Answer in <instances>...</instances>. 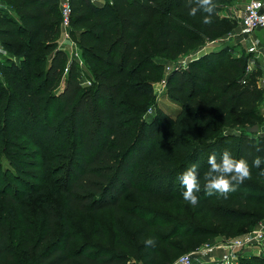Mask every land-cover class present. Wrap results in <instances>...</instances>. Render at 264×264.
Masks as SVG:
<instances>
[{
	"label": "trees",
	"instance_id": "1",
	"mask_svg": "<svg viewBox=\"0 0 264 264\" xmlns=\"http://www.w3.org/2000/svg\"><path fill=\"white\" fill-rule=\"evenodd\" d=\"M12 1L14 14L0 7L3 49L18 56L2 68L7 81L0 88V264H160L161 245L168 248L186 225L171 229L147 217H164L176 202L213 223H244L240 233L263 218L264 163L228 199L203 189L213 153L219 160L228 150L250 165L264 159V92L248 55L233 56L221 44L199 51L186 68L172 65L162 78L178 109L151 108L147 115L139 105L164 61L230 29L220 16L229 0H214L211 24L202 22L205 13L188 15L186 0H70L77 57L58 45L60 0ZM255 124L259 132L249 133ZM3 155L16 174L5 170ZM193 163L201 181L195 207L184 201L178 180ZM126 194L132 207L121 205ZM100 211H112L133 241L121 239L106 253L72 251L70 220ZM149 238L155 246L144 244ZM238 264H264V255Z\"/></svg>",
	"mask_w": 264,
	"mask_h": 264
},
{
	"label": "rangeland",
	"instance_id": "2",
	"mask_svg": "<svg viewBox=\"0 0 264 264\" xmlns=\"http://www.w3.org/2000/svg\"><path fill=\"white\" fill-rule=\"evenodd\" d=\"M96 3H102L104 0H94ZM14 5V2L12 0H0V7H2L3 11H9L10 14H14L11 10V6ZM227 11V16L224 17L221 12ZM220 12V16L226 20V23L229 25L230 28L228 31L224 32L223 34H216L214 38H216L215 41H209L206 40L204 45H201L200 47H195L194 49L189 50L188 53L180 56L176 60L172 61H164L163 68L161 69L160 76L158 80H156L152 86H149L148 91L150 92L147 95V98L145 102L142 104H139L142 109H150L153 108V110L156 109H162L165 112L172 113L174 109H178V106L172 103L164 94V88L161 85L162 84V78L166 76V73L168 72V69L174 65L175 62L179 60H186L189 59L191 56H194L197 54V52H209L213 49H216L219 44L224 46H229L230 50L227 52L233 56L237 55H249L251 52V49L248 46V42L244 43L243 41H246L243 39L242 36V28H241V18L244 14L243 11L240 10V8L235 4V1L229 0L226 4L223 5V8ZM236 34L237 36H242L240 40L242 43H239L238 37L227 39V36L229 34ZM245 36V35H244ZM219 37V38H218ZM61 35V39H62ZM245 38L248 40V37L245 36ZM72 39V38H71ZM63 40V39H62ZM250 40V39H249ZM72 41L76 44L75 40L72 39ZM65 45L68 49V51H73L71 48V42L70 40H65ZM73 44V48H74ZM70 55V54H69ZM192 58V57H191ZM18 62V56L15 54L14 49H3L2 55H0V88L6 87V77L4 76V73L2 71V68L6 67L11 62ZM62 81L63 78H60L57 82L56 86V93L61 90L62 88ZM5 105V104H3ZM146 110V111H147ZM14 119L13 117H11ZM264 122V118L260 119V124ZM28 153H31L27 151ZM3 167L5 170L12 172V174H16L13 169L10 167L9 163L7 162L5 156L3 155L2 159ZM37 159H31L30 163H37ZM24 173H32L36 168H29L24 167ZM130 195L126 194L124 197V200L121 202V205L123 207H132L133 202H130ZM261 216L263 217L260 219L254 227L251 225L249 228H245V231L243 233H240L242 230V227L244 223H238L233 228H230L229 226L225 225V223H213L208 218L205 217H195V215L191 212L189 205L182 203H174L173 208L171 210L165 209L163 210V215H158L157 217H152L151 215H148V219H154L158 220L161 224H166L167 227H173L174 223H180V225H186L183 228H181L180 235L177 234V232L174 233V236H172L168 240V245H170L168 248L165 246V244H162L159 253H160V264H173L177 257H179L181 254L184 253H192V261L194 264H200L203 262H208V264H223V259L225 257V249L223 246L215 249H211L205 254L198 253V250L205 244H223L230 240H233L234 238L241 237L249 230H252L261 223H264V209L260 211ZM253 224V225H254ZM70 231L74 236V240L71 243V250L74 251L78 248L83 247H93L98 250L100 253H106L104 251H110L112 250L117 244L121 243V239H125L128 242L133 241V235L129 233V229L126 225L122 224L120 219H118L112 211H100L97 214H89L87 215L86 219H82L80 215H77L74 219L70 220L69 222ZM252 227V228H250ZM99 228L102 231L103 239L100 238L98 232L96 229ZM104 250V251H103ZM122 251H125V249L122 247ZM217 250L223 251V256L219 261H214L212 256L216 254ZM253 252V249H247L244 251H241L239 254V260L241 257L248 258L251 256ZM261 252V256L264 255V249ZM201 260L202 262H200ZM135 261V260H134Z\"/></svg>",
	"mask_w": 264,
	"mask_h": 264
},
{
	"label": "clouds",
	"instance_id": "3",
	"mask_svg": "<svg viewBox=\"0 0 264 264\" xmlns=\"http://www.w3.org/2000/svg\"><path fill=\"white\" fill-rule=\"evenodd\" d=\"M186 6L188 15L195 17L198 12H202L206 14L203 15L202 22L204 24L212 23V15L216 8L214 0H186ZM207 163L209 167L203 176V189L206 195L215 194L218 198L228 199L230 193L236 191L239 185L252 178V167L260 169L264 159L258 156L250 165L246 159L234 158L228 150H224L219 160L215 153L209 155ZM260 175L264 176V169L261 170ZM178 180L185 189L182 193L184 201L193 207L197 206L200 202L197 193L201 191L198 165L193 163L178 176ZM144 244L155 246V240L149 238L144 241Z\"/></svg>",
	"mask_w": 264,
	"mask_h": 264
},
{
	"label": "built area",
	"instance_id": "4",
	"mask_svg": "<svg viewBox=\"0 0 264 264\" xmlns=\"http://www.w3.org/2000/svg\"><path fill=\"white\" fill-rule=\"evenodd\" d=\"M60 12H61V30H62V37L64 40H70L71 42V48L73 51H71V55L77 57L78 52L76 50V44L72 41L70 37V16L72 12V7L70 4V0H60ZM241 28H242V35L243 34H252L256 32L257 30L264 31V3L262 0H250L247 3H245L244 7V14L241 18ZM239 37L236 34H229L227 36V39ZM215 41V40H213ZM73 44L75 45L73 48ZM3 51V44L0 39V55ZM190 59V58H189ZM189 59H182L174 63V65L186 68L188 60ZM169 70V69H168ZM162 86L165 91V80H162ZM86 84H89L87 82ZM152 109H148L146 114H151ZM261 130L264 131V123L261 127ZM223 246L225 249V257L223 259V264H238L239 263V253L241 251L247 250V249H254L258 248V252L254 253L256 255H260L261 252L264 249V223L259 224L258 227L249 230L241 237L234 238L233 240H230L223 244H205L203 245L199 250L198 253L205 254L211 249L219 248ZM173 264H194L192 261V253H184L181 254ZM203 264H208V262H204Z\"/></svg>",
	"mask_w": 264,
	"mask_h": 264
},
{
	"label": "crops",
	"instance_id": "5",
	"mask_svg": "<svg viewBox=\"0 0 264 264\" xmlns=\"http://www.w3.org/2000/svg\"><path fill=\"white\" fill-rule=\"evenodd\" d=\"M235 1V4L240 8L241 11L244 12V7H245V3H247L250 0H233ZM264 3V0H262ZM223 14L224 17L227 16V11L225 12H221ZM61 34H62V30H61ZM61 34L59 37V48L64 50L68 55L70 53V51H68L66 45H65V40L61 39ZM248 37V40L245 38V36ZM244 38H243V37ZM242 36L238 37L237 39L239 40V43H242V41L240 40L241 38L245 39L246 41H243L244 43H247L249 48L251 49L249 56V60H248V70L249 72H255L258 76L257 80H258V85L259 87L263 90L264 92V31L262 30H257L256 32L252 33V34H243ZM236 39V38H235ZM250 39V40H249ZM69 55V57H70ZM260 108V113L262 115V117L264 118V94H263V98L260 102L259 105ZM257 223V222H256ZM256 224H252L251 226L254 227ZM250 227V228H252ZM258 252V248H254L252 254L257 253ZM223 256V251L222 250H217L216 254H214V256H212V258L214 259V261H219V259H221V257ZM200 262H202L201 260H199ZM204 263V262H203ZM200 263V264H203Z\"/></svg>",
	"mask_w": 264,
	"mask_h": 264
},
{
	"label": "water",
	"instance_id": "6",
	"mask_svg": "<svg viewBox=\"0 0 264 264\" xmlns=\"http://www.w3.org/2000/svg\"><path fill=\"white\" fill-rule=\"evenodd\" d=\"M247 131L249 133H257V132H259V126L257 124H255L251 127H247Z\"/></svg>",
	"mask_w": 264,
	"mask_h": 264
}]
</instances>
